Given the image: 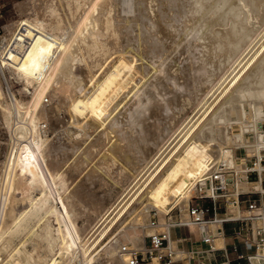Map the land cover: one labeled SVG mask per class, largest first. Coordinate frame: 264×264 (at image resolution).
I'll return each instance as SVG.
<instances>
[{"label": "bare ground", "instance_id": "6f19581e", "mask_svg": "<svg viewBox=\"0 0 264 264\" xmlns=\"http://www.w3.org/2000/svg\"><path fill=\"white\" fill-rule=\"evenodd\" d=\"M17 6L19 18L3 26L0 60L29 79L32 89L26 101L9 102L0 87L4 123L10 127L16 118L17 139L2 163L0 185V246H10L6 254L11 263L30 264L25 241L8 244L11 235L27 230L47 248L58 246L43 264H59L64 253L93 264L101 250L116 264L154 259L169 264L164 250L170 228L197 225L200 241L209 246L195 248L191 264H197L201 253L208 257L203 264H264V201H258L264 198V0H20ZM168 50L175 53L174 62L179 54L185 56L179 63L155 64ZM137 54L152 59L148 78ZM54 97L55 104L47 106ZM188 104L197 107L194 119L179 114ZM61 106L68 118L56 114ZM48 128L77 140L92 128L104 129L102 135L115 132L109 153L94 164L108 174L116 159L141 168L149 158L147 149L153 146L158 153L160 141L166 144L174 134L177 139L152 169L156 157H150V166L143 167L146 177L112 217L105 216L97 235L77 242V226L73 235L63 227V212L51 201L54 191L65 186L63 166L70 144L61 137L53 141L45 133ZM159 130L163 135H157ZM241 147L245 155L237 153ZM96 169L86 177L92 184L101 172ZM125 170L115 171L114 183L125 178ZM75 189L72 197L89 188ZM198 191L196 198L206 203L189 205L187 212ZM144 197L147 205L142 206ZM18 201L28 203L19 210ZM137 202L147 214L155 210L159 222L144 223L140 215L134 224L126 221L125 213L138 215ZM175 207L181 211L177 222L170 214ZM34 218L42 221L38 232L30 225ZM229 221L240 223L236 232L252 244L251 253L243 256L236 246L219 247L221 226ZM165 256L169 258L162 261Z\"/></svg>", "mask_w": 264, "mask_h": 264}, {"label": "rangeland", "instance_id": "374dc122", "mask_svg": "<svg viewBox=\"0 0 264 264\" xmlns=\"http://www.w3.org/2000/svg\"><path fill=\"white\" fill-rule=\"evenodd\" d=\"M19 1L20 0H0V36H2L4 34V28H3L4 24L10 23V22L15 21L19 18L20 13H19V9L17 6ZM165 53H163L165 55L162 54L163 57H165L166 59L168 57H170L168 59L169 60L171 59V61L165 60V58H163L161 55L162 58L161 57L155 58L154 63L158 64V63H161V61L165 62V63L174 62L173 58H175V53L172 54L169 50L166 51ZM183 56H185V54H181V55L179 54V56L175 62L178 61L177 63H179L181 61V59L183 58ZM145 57H143V59L140 58V59H142V62H141V60L139 59V55L137 54V58H138L137 63L138 64L139 63H143V64L145 63L144 64L145 65L144 71L146 73V78H148L152 73V69H150L151 68L150 62L152 61V59L150 58V56L148 57V55L147 56L145 55ZM146 59H150V61L148 62V60H146ZM157 60L160 62H158ZM77 68H78V70H77ZM75 69L77 70V71L75 70L76 72H79V66H76ZM147 71H150V72H147ZM157 75H159V77L156 80H160L163 76V73H160ZM150 79H153V78L150 77ZM187 84H190L192 86V80L190 78H188ZM191 86L188 85L189 88ZM0 87L2 89V92H3L5 99L7 101L14 102L15 98H17L20 101H26V99H28L30 97V91L32 89V84L29 82V79L24 78V77H20L16 74L15 71H13L12 69L11 70L8 69L7 66L0 60ZM212 97L213 96H211L210 98H212ZM53 99H56V98L55 97L52 98L51 99L52 101L48 100L49 102L46 101L45 102L46 105L49 106L50 104H53L55 101V100L53 101ZM195 107L196 106L194 104L193 105L192 104L185 105V106H183V109L181 110L183 113L181 114V111H180L179 114L182 117H185L186 120H188L187 118H191L194 115L192 117L194 119L198 115V113L195 114L197 111V107L196 108ZM57 109H58V111H57ZM57 109H56V114L60 118L61 117H64V118L69 117V115H68L69 113L66 111L67 109L64 110L65 107L61 106ZM0 111H1V108H0ZM2 115L3 114L1 113L0 114V171H1L0 172V180H1L0 185L2 183V177H1L3 174L2 170L4 169L3 168L4 165H2V163L4 161L5 162L7 161V158L9 156L8 154H10L12 147H13L12 150H14L13 144L16 142V139H17L16 138L17 134L13 128L15 126L14 123H16V122H14V120H16V118L13 119L12 125L10 127H7L6 123H4L5 118H4V116L2 117ZM186 116H189V117H186ZM80 118H82V117H80ZM44 124L45 123H42V125H44ZM92 129H88L90 131L87 130L88 135L79 136L80 138L78 137V140H77V138H73L74 136L71 138H67L66 136L62 137L63 134H62L61 130L59 131V129L52 132V130L48 128L45 132L49 138L52 137L53 141L56 140L58 137H61L62 141L64 139L68 140V143L66 142L67 140L63 141V142H65V144L66 143L70 144V145H67V148L69 150L66 149V157L68 156L67 157L68 161L63 166V169L65 170V186L63 189L54 191L53 199L51 201L55 202L57 207L60 210H62V212H63L60 216V218L62 219L61 224L63 227L65 225H67L70 228L71 234L73 235V233H74L73 232V226L74 225L77 226L78 232H77V235H75L77 242H79L80 240H82V241L86 240L88 242L90 239L92 240V237H95L97 235V233H98L97 226L99 228L100 225L103 226L107 222V219H104L105 216H107L108 219L110 216L112 217L115 214V212L118 209H120V207H122L126 201L129 200L128 198H130L133 191L139 186V184L142 182V180L146 177V175L148 174V171L145 173L146 169L143 167L148 168L150 166L149 165V164H151L150 163L151 161H149L150 157L153 156L154 158H152V159H155V157H156V160H155L156 163L154 162V164H152L151 167H149V169H152L155 164H157L161 161V158H163L164 155H168V153L170 151L169 148H172V146L175 142L174 140L177 139V138L173 139L175 136V134H174L169 139L170 141L168 140L166 142V144L162 143L160 141L159 145L163 144L164 146L163 145H162L163 147L161 146L162 149H160L158 151V153H157L156 148H154L153 146H151L149 149H147L145 154H146L147 158L148 157L149 158L146 159L147 161H145V162H147L146 164L149 166H147L145 163H143L144 165L141 164L142 166L140 168V165H138L137 163H130L128 161L125 162L126 161L125 159L122 160V158L121 159L118 158L120 160L116 159L115 163L111 166V173L108 174V173L103 172V171H106L105 170L106 168L105 169L103 168L102 171H101V169H98V171H97L96 167L99 164L98 161L101 159L100 158L101 155H103V154L105 155V154L109 153L108 148L110 147V145L113 143V141L115 139V136H114L115 132L113 133V131H112V132L108 133L109 135H107V134L102 135L101 132L104 129L101 131L100 130L98 131L99 128L96 129L97 131L94 129L92 130ZM91 130H92V132H91ZM13 132L15 133V136H14V134H12ZM54 133H56L57 135ZM89 133H90V135H89ZM112 133H113V137L111 136ZM160 133L163 135V133H164L163 130H159L157 132V135H161ZM54 138H56V139H54ZM70 139H71V141H70ZM157 140H158V138H157ZM13 141H14V143H13ZM172 141H173V144H172ZM156 142L158 143V141H156ZM168 142L169 143L171 142L170 145L169 144L167 145ZM91 143H95L96 145L89 147V145H91ZM166 146H168V148ZM85 148H87L86 152L82 153V150ZM73 149H75V151ZM160 153H161V155H160ZM237 153L241 154V155H245V149L243 147H241ZM157 156H159V157L157 158ZM80 158L83 160H81ZM148 161H149V163H148ZM95 162H96V164H95ZM94 164H95V166L96 165L97 166L95 167ZM122 165L125 167H123ZM116 168H118V169L119 168H126L125 174H123L124 176L122 175L125 178L119 177V180L121 179L120 180L121 182L118 180L119 184H118V181H117V183H116V181L114 183L115 178L118 177V176L115 177V174H116L115 171L118 170ZM77 169H79V170H77ZM93 169H96V174L99 171H101L102 173L99 172V173H101V175L99 173L97 175H95V177L93 178V180L94 179L95 180L93 181V184H92V183H90V181L86 177H88V174H89L88 172L92 173ZM140 169H141V171H140ZM142 170H144V171H142ZM126 172H128V173H126ZM142 173H143V175H142ZM110 175H111V177H110ZM97 176H99L101 179L104 176V178L101 181V179ZM112 176L115 178H113ZM111 179H113V180H111ZM79 186L83 187V188H89V189L87 190V192L83 193L84 195L81 194L80 195L81 197L80 196L79 197L78 196L72 197V195H71L72 190H74L76 187H77V189L80 188ZM93 192H95V193H93ZM108 192H111V193H109L110 195L107 194ZM85 194L87 196H85ZM33 195L38 196V191H34ZM128 195H130V196H128ZM198 195H199V191L197 194H195L191 197L189 204L187 206V209H186L187 212H188L189 205H196V204L202 202V201H200V199L196 198V196H198ZM123 196H125L126 199ZM123 199H125V200L123 201ZM145 201H146V199L144 197L142 206L144 204L147 205V202L145 203ZM204 202H206V201H204ZM27 203H28V201H24V202L18 201L16 208L20 210ZM0 205H1V203H0ZM136 205H138V202ZM116 206H118V207H116ZM138 206H139V207H137L138 208L137 209L138 215L133 213L132 216L130 217L129 215L127 216V214L125 212H123L124 210L122 211L123 213L126 214V215L124 214L126 221H128L131 224H134L137 222L136 218L140 215L142 218V222H144V223H151V221H152L153 224H156L159 222L158 216H157L155 210H151L147 214V212H145L143 209H141V207H142L141 205H138ZM105 212H108V213H105ZM180 213H181V211L179 210L178 207H175L174 209H172L170 211V214L172 215V221L177 222L181 217ZM140 216H139V218H140ZM146 216H148V218H146ZM49 222L51 224H53L54 226L57 225V222L55 221L53 216H50ZM30 225H32V228L38 232L42 228V221H37V219L34 218V219H32ZM170 229L177 232V234H179V231H181V230H186V232H188V234L190 232L193 236L195 234H198V232L200 230V228H198L197 225H193V226L174 225ZM201 231H202V229H201ZM158 232H162V231H158ZM215 234H216V229H215ZM235 238L238 240L237 237H235ZM113 239H116V236H114ZM195 239H197V237ZM22 241H25L24 245L22 247L27 249L28 252L30 253V258H29L30 264H43L44 259L49 258L52 255L53 251L58 250V246H56V245L52 246L51 249L47 248L46 242L44 240H39L37 238L36 233L30 234L27 230H25L23 232L16 233L14 235H11L9 237L8 244L18 246L21 244ZM148 243H149V238L147 236L145 238V245L148 246ZM241 245L242 244L238 243V247L241 248L242 247ZM78 247H79L78 244L75 245L76 249ZM8 248H10L9 245L3 246V247L0 246V264H8L9 262H10L9 264H17V263H13V262L11 263V259H9V257L7 256L6 253H8V250H9ZM165 251L166 250H164V252ZM94 257L99 258V260H98V262H96L94 260V258H92L91 263H93V264H116L115 259L107 260L108 257H103V250L96 253ZM153 262L156 263L157 260L154 259ZM143 263H145V262H143ZM59 264H84V263L82 262L81 256L72 260V259H70V254L64 253V256L62 258H60Z\"/></svg>", "mask_w": 264, "mask_h": 264}, {"label": "crops", "instance_id": "0c3cea01", "mask_svg": "<svg viewBox=\"0 0 264 264\" xmlns=\"http://www.w3.org/2000/svg\"><path fill=\"white\" fill-rule=\"evenodd\" d=\"M260 184L262 189H264V174L261 175L260 178ZM264 201V198H260L258 201ZM206 203V202H201ZM227 214V213H226ZM209 214H207L208 216ZM240 223L238 221H229L226 222L221 226V233L218 234V236H222V242L219 247L225 248L226 250L230 249L232 246H236L237 252L241 255L245 256L246 254H249L252 252L253 247L252 244L247 242L243 235L238 234L236 230L239 228ZM170 235V241L168 240V246L165 248V254H170L171 262L169 264H191L193 263L192 258L195 257L193 250L195 248H206L209 245L207 243H203L200 241V238L202 237V231L201 228L198 232V234H195L194 236L189 232H186V230L179 231V234L175 232L174 230H169ZM179 235V236H178ZM197 237V239H195ZM237 237L238 240L235 238ZM242 244L241 248L238 247V243ZM211 244L213 245V242L211 240ZM177 252L182 253L181 255H178ZM217 258H222L223 253L218 252L216 254ZM169 257L165 256L162 258V261H166ZM245 258H243V261ZM208 261V257L206 254L201 253L198 255L197 264H203ZM141 264H157L153 261H147L145 263Z\"/></svg>", "mask_w": 264, "mask_h": 264}]
</instances>
